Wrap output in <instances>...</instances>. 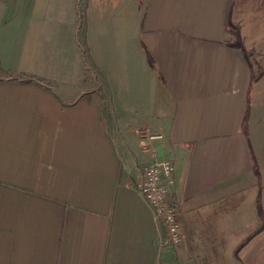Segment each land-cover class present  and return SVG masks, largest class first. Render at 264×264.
<instances>
[{"label":"crops","instance_id":"0c3cea01","mask_svg":"<svg viewBox=\"0 0 264 264\" xmlns=\"http://www.w3.org/2000/svg\"><path fill=\"white\" fill-rule=\"evenodd\" d=\"M78 1L0 0V264H223L233 224L264 264V0H88L83 32ZM155 158L176 251L131 187Z\"/></svg>","mask_w":264,"mask_h":264},{"label":"built area","instance_id":"2783aa9c","mask_svg":"<svg viewBox=\"0 0 264 264\" xmlns=\"http://www.w3.org/2000/svg\"><path fill=\"white\" fill-rule=\"evenodd\" d=\"M81 3H83L82 0ZM154 138L161 139V136L150 139ZM174 185L173 162L155 158L152 163L140 169L137 179L131 186L151 211L157 233L158 251L164 247H170L176 251L183 240L182 220L171 194ZM157 264L168 263L158 262Z\"/></svg>","mask_w":264,"mask_h":264},{"label":"rangeland","instance_id":"374dc122","mask_svg":"<svg viewBox=\"0 0 264 264\" xmlns=\"http://www.w3.org/2000/svg\"><path fill=\"white\" fill-rule=\"evenodd\" d=\"M82 1H83V3H81V5H80V11L82 13V11L85 10V12H86V15L85 16L87 17V11H88L87 8L89 7V2H88V0H82ZM261 1L262 0H245L246 4L248 6L247 7L248 12L254 10L256 8V6ZM85 25H86V19L84 17V19L82 20V23H81L82 32H83V28H85ZM249 32H250V30H249ZM82 40H83V37H82ZM217 44H222V45H224L225 48L228 47L227 44H226V42H217ZM229 55L231 56L230 53H226L225 56H224V59L227 60ZM232 55L233 56L235 55V52L234 51L232 52ZM85 59H86L85 60L86 61V64L88 65V67L87 68L85 67V68L87 69L88 72H90V75L94 79V81H96V71H95V68L93 66V63L89 60L87 54L85 55ZM263 59L264 58L259 59V61H263ZM249 77H251L250 76V72H249ZM96 83L98 85V82L97 81H96ZM237 201H232L231 200L230 202H228L229 205H230V209H237L238 208ZM260 203H261L260 208L262 207L261 209L264 212V202H260ZM238 230H239V227L236 224L235 225L233 224V225L230 226V230L228 231L227 235L232 240L230 241V248H226V249H228V251H226V250L223 251V255L221 257V261L223 262V264H238V263H236V259H235L236 256L233 255V253L235 251V248L233 247V245L234 246L235 245L237 246L236 239L233 240V238L239 237L240 232ZM225 235H226V232H225ZM214 250H215V247L212 249V253H214Z\"/></svg>","mask_w":264,"mask_h":264},{"label":"trees","instance_id":"16d2710c","mask_svg":"<svg viewBox=\"0 0 264 264\" xmlns=\"http://www.w3.org/2000/svg\"><path fill=\"white\" fill-rule=\"evenodd\" d=\"M80 5H81V0H79L78 1V4H77V6H76V14H77V21H78V26L80 27L81 26V23H82V20L84 19V17H85V19H86V12H85V10L84 11H82V13H81V11H80ZM260 13H261V16L262 17H264V9L263 10H261L260 11ZM256 18V16H254L253 17V21H254V19ZM261 21V23H264V18H261L260 19ZM252 26H250V28H251ZM249 29V26H247V30ZM85 45H86V40H85ZM252 42H246V45L244 46V48L246 49V50H248L249 48H252ZM84 57H85V52H83V59H84ZM264 61V60H263ZM84 66L87 68L88 67V65L86 64V61L84 60ZM262 66H264V62L262 63ZM263 69V72H257V71H254L253 69H251L252 70V73L253 74H251V79H250V81H254V80H256L258 77H260V75L262 74V73H264V68H262ZM263 75V74H262ZM8 79H12V80H19V81H26V82H35V83H37V84H39V85H42V86H45V87H47V88H49V89H51V87L48 85V84H44V83H42V82H40V81H37V80H34V79H32V78H24V77H22V76H20V75H17V76H9L8 78H5V80H8Z\"/></svg>","mask_w":264,"mask_h":264}]
</instances>
